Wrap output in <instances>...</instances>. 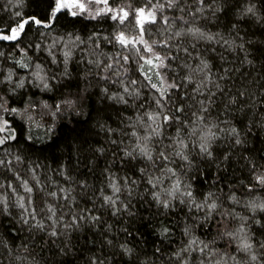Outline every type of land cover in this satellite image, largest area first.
<instances>
[{
  "label": "trees",
  "instance_id": "1",
  "mask_svg": "<svg viewBox=\"0 0 264 264\" xmlns=\"http://www.w3.org/2000/svg\"><path fill=\"white\" fill-rule=\"evenodd\" d=\"M146 2L109 0V5L114 8L128 5L132 11L145 7ZM188 3L192 4L193 0H188ZM54 4L55 0H0V30L4 33H10V29L24 19L34 18L41 20L42 25H49L29 24L16 41H0V52L3 53L0 56V81H4L0 83V97L7 102L5 107L9 109L6 112L0 109V117L7 121L15 135V139L9 140L4 147L23 160L22 164L14 163L13 167L23 179L33 184L28 168L39 165L37 175L41 183H49L50 178L59 185L72 187L73 195L82 207H92V204L81 195L76 182L86 181L92 185L88 192L91 196L95 189L105 186L108 175L106 167L117 177L127 176L138 180L139 186L131 198L126 194L121 197L129 206L127 212L112 216L110 211H104L102 221L106 223L95 227L83 225L67 237V243L64 237L52 243L42 233L30 236L27 226L19 220L20 210L10 207V214L0 215V241H3L0 244V264H89L92 258L103 259L105 264H183V260H177L174 253L187 243L189 237L183 233L186 225L192 226V235L206 242L215 240L211 247L225 253V259L234 256L239 264H264V247H261L264 244V212L257 210L253 213L245 206L250 200L264 201V187L256 185L253 179L257 172H264V0H217L220 11L215 16L208 12L205 17H198L195 21L197 26L209 33H220L235 42L234 50L207 42H199L198 50L209 61L214 73L222 74L223 68L230 69L227 78L220 81L227 95L217 94L211 115L214 118L221 113V118L231 120L241 131L245 143L233 146L230 140L222 139L214 145V156L218 158L214 163L197 159L194 169L185 170V178L190 180L198 200L203 199L209 191L215 192L220 197L218 203L223 209L248 218L246 229L251 237L250 252L239 251L236 243L230 242L227 237H218V233L224 230L218 216L200 227L199 219L191 217H201L203 213L189 212L186 206L178 202L167 210L158 206L150 195V186L146 185L138 171L140 167H148L150 172L153 169L144 161L137 160L131 161L136 166L132 168L128 159L123 157V151L130 150L134 141L126 134L135 130L143 135L144 130L141 126L135 129L128 126V118L134 120L137 109L110 100L108 94L121 89L119 85L100 77L104 75L103 64L112 62L107 57H115L122 51L119 45L108 43L103 38H111L119 31H124L129 37L137 34L131 11L129 19L121 25L113 21L110 14L93 18L86 13L73 16L70 11L62 10L53 16ZM250 6H254L255 15L245 12ZM163 14L169 17L184 15L185 19H192L187 15V9L183 13L166 9ZM186 26L177 19L173 31ZM146 27H150L153 33L150 37L146 35V39L160 38L159 24ZM77 36L84 43L72 48L65 73L63 51L67 49L64 44L69 37ZM89 37L93 39L90 41ZM57 40L59 43L50 49ZM183 42L187 45L191 38L184 37ZM240 44H243V49L238 47ZM97 59L102 62L101 68L88 62ZM185 59L187 57L174 63H183ZM18 61L27 63L29 67L21 68ZM188 62L196 63L193 60ZM37 64L43 69L40 75L47 78L48 89H44L31 75L36 71ZM128 67L130 78L138 79V75L131 71L135 64L130 63ZM9 70L14 73L11 84L5 80ZM176 71L183 75L185 70L177 68ZM21 78H24V86L16 88L15 84ZM105 88L108 89L107 94L103 91ZM240 92L244 95L239 96ZM232 95H237L239 101L249 98L256 100L257 106L252 108L237 103L229 105L228 112L224 113L227 97ZM145 98H150V93L142 89L141 100L136 103ZM68 102H71L70 105ZM12 108L17 111L11 112ZM191 110L194 109H188ZM143 111L140 109V114ZM108 129L114 131L109 132ZM174 132V127L165 129L166 136ZM112 140L117 144H112ZM164 143L169 141L165 139ZM151 146L159 150L157 141H152ZM98 149H103V152ZM228 152L231 153L229 161H223V155ZM253 164L255 172L251 171ZM61 170L74 182L69 184L60 175ZM0 179L5 183H18L7 169L0 170ZM146 187L148 191H145ZM49 190H54V186L49 185ZM18 191L24 194L22 189ZM232 193L240 203L234 204L228 200ZM240 223L238 218L229 217L227 227L235 229ZM164 228L169 229L166 235L161 234ZM107 240H111L112 244H107ZM25 244L27 251H24ZM121 244L131 248L132 253L125 254L119 247ZM59 248L65 251L60 252ZM183 255L189 264H199L201 259L208 264L207 259L197 252L191 256L187 253ZM253 255L255 260L251 259ZM228 264H234V261L228 260Z\"/></svg>",
  "mask_w": 264,
  "mask_h": 264
},
{
  "label": "snow or ice",
  "instance_id": "2",
  "mask_svg": "<svg viewBox=\"0 0 264 264\" xmlns=\"http://www.w3.org/2000/svg\"><path fill=\"white\" fill-rule=\"evenodd\" d=\"M88 4L104 5L92 14L93 18L110 14L113 21L122 25L130 16V12L124 8L113 9L109 7V0H87V2L85 0H55L52 15L55 16L62 10H68L73 16H76L88 11ZM166 9H176L182 13L187 9V15L192 19H185L184 15L179 17L166 16L163 14ZM218 11L220 8L217 0H193L192 4H189L188 0H147L145 7L131 11L135 21L134 28L137 30L135 36L129 37L124 31H119L111 38H103L108 43L119 45L122 51L117 53L115 57H107L112 62L103 64L102 72L104 75L100 78L119 85L121 89L119 92L108 94L110 100L137 109L135 119L128 118L130 121L128 126L133 129L141 126L144 134L140 135L135 130L126 134L133 137L134 141L130 150L123 151V157L128 159L129 166L132 168L136 166L131 164V161L137 160L144 161L153 169L150 172L148 167H140L138 171L141 178L146 181V185L150 186L152 190L150 195L156 204L167 210L173 207L174 202H178L180 205L186 206L189 212L203 213L201 217H191L194 220L199 219L200 227L218 216L219 223L224 228L222 232L218 233V237H227L230 242L236 243L239 251L250 252L252 249L251 237L246 229L248 218L228 209H223L222 205L218 203L220 197L215 192L209 191L203 196V199L198 200L190 180L185 178V170L194 169V162L197 159L202 162L213 163L218 159L214 156V145L218 141L228 139L233 146L245 143L241 131L232 124L231 120L221 118V113H217L214 118L211 115L212 108L216 105L217 94L227 95L220 81L227 78L230 69L223 68L222 74L214 73L209 61L199 54L198 43H214L232 50L235 49L236 45L234 40L227 39L220 33H209L197 26L195 21L198 17H205V13L208 12L215 16ZM245 12L255 15L254 6L246 8ZM177 19L187 26L173 31ZM29 24L42 25V21L34 18L18 21L17 26L10 29V34H3V30H0V41H16L20 34L25 31L26 25ZM157 24L160 25L158 29L160 38L146 39V35L149 37L153 35L152 29L146 26ZM42 26L49 27L48 24ZM184 37L191 38V42L186 45L183 42ZM92 39L89 37L90 41ZM57 43H59L58 40L54 41L50 49L54 48ZM82 43L84 41L78 36L69 37L65 42L64 47L67 49L63 51L65 73L72 56V48L78 47V44ZM37 47L39 46L37 45ZM238 47L243 49L244 46L240 44ZM194 51L196 52L195 55ZM2 55L3 53L0 52V56ZM49 55H52L51 50H49ZM99 55H103V53H99ZM184 57L187 59L183 63H174ZM221 59L224 57L221 56ZM188 60H193L196 63L191 64ZM53 62H55L54 56ZM88 62L95 64L97 68H101L102 62L99 59ZM17 63L21 68L27 69L29 67L27 63L22 61ZM130 63L135 64L131 71L138 75V79L130 78V68L128 67ZM35 68L36 71L32 72L31 75L40 82L44 89H48L47 78L40 75L43 71L41 65L37 64ZM177 68L185 70L184 74L180 75L176 71ZM13 75L14 73L9 70L5 77L9 84L13 81ZM3 82L0 81V83ZM23 86L24 78H21L15 87ZM142 89L150 93V98H145L137 104L136 101L141 100ZM103 91L108 93L106 88ZM238 95L243 96L244 93L240 92ZM177 98H179V102H177ZM130 101L132 102L131 105L129 104ZM6 103L3 97H0V109L5 112L9 111L5 107ZM68 103L70 105L71 102ZM237 103L247 104L255 108L258 102L251 98L239 101L237 95L228 96L223 112L227 113L229 105H236ZM150 108L151 110H149ZM57 109L59 110V106ZM140 109L144 110L142 114L139 112ZM188 109L194 110L188 111ZM16 111L15 108L11 109V112ZM169 127H174L175 132L166 136L165 129ZM108 131L114 130L108 129ZM250 131L251 129H249ZM0 133H7V135H0V170L7 169V171L12 172L18 182L14 185L11 182L5 183L4 180L0 179V215L10 214V207L19 209V220L27 226L30 236L42 233L52 243L64 237L65 243H67V237L83 225L88 224L95 227L106 223V221H102L104 211H110L112 216H116L129 210L128 204L121 197L126 194L127 197L131 198L136 187L139 186L138 180L127 176L117 177L106 167L105 172L108 175L105 186L95 189L91 196L88 195V192L92 189V185L86 181L76 182L81 189V195L92 204V207H82L76 196L73 195L74 189L72 187L59 185L50 178L49 183H41L37 175L39 165L36 167L30 165L28 168L31 179L34 181L33 184L23 179L19 171L13 167L14 163L16 165L22 164V158L4 147L9 140L15 139V135L9 129L7 121L3 120L2 117H0ZM165 139L169 143L165 144ZM154 140L159 144L158 151L151 146ZM111 143L115 145L117 141L112 140ZM97 151L103 152V149ZM230 156V152L225 153L223 161H229ZM248 162L249 164L252 163L251 160ZM171 165H176V167ZM217 167L219 168V164ZM251 171H256L254 164ZM60 175L69 184L74 182L73 178L67 176L63 170L60 171ZM253 179L256 185L264 187V172H257ZM165 181H167V186H165ZM49 185L54 186V190H49ZM18 189H22L24 194H20ZM145 191H148L147 187ZM227 198L234 204L240 203L234 193ZM245 206L253 213L257 210L264 212V201L250 200ZM97 212L100 214L97 215ZM229 217L238 218L241 221L239 226L235 229H229L227 227ZM255 222L259 223V221ZM191 227V225H186L183 228L184 235L189 238L186 245L174 253L177 260H183V264H189V260L184 259L183 254L187 253L191 256L193 252H197L207 259L208 264H228V260L234 261V264H239L234 256L225 259V253L214 250L211 245L215 243V240L206 242L192 235ZM168 231V228H164L161 234L166 235ZM106 243L111 245L112 241L107 240ZM0 244H3V241H0ZM119 247L125 254L132 253V249L124 244L119 245ZM261 247H264V244ZM27 250L25 244L24 251ZM59 251L64 252L65 249L59 248ZM214 257L215 259H213ZM251 259L255 260L256 257L253 255ZM89 264H105V261L92 258ZM199 264H205V260L201 259Z\"/></svg>",
  "mask_w": 264,
  "mask_h": 264
},
{
  "label": "rangeland",
  "instance_id": "3",
  "mask_svg": "<svg viewBox=\"0 0 264 264\" xmlns=\"http://www.w3.org/2000/svg\"><path fill=\"white\" fill-rule=\"evenodd\" d=\"M85 2H87V0H85ZM109 7H111L110 5H108ZM88 11L86 12H82V13H86L87 15H90L92 17V14L98 9V8H102L104 7V5L102 4H88ZM113 9H119V8H124L127 11H131L128 5H123V6H118V7H112ZM3 34H10V33H4Z\"/></svg>",
  "mask_w": 264,
  "mask_h": 264
}]
</instances>
